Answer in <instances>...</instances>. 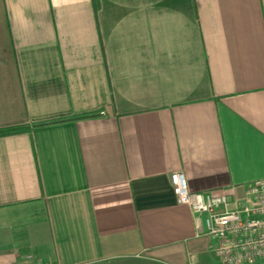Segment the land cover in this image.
<instances>
[{
    "label": "crops",
    "instance_id": "crops-1",
    "mask_svg": "<svg viewBox=\"0 0 264 264\" xmlns=\"http://www.w3.org/2000/svg\"><path fill=\"white\" fill-rule=\"evenodd\" d=\"M0 132V264H200L169 174L264 178V0H0Z\"/></svg>",
    "mask_w": 264,
    "mask_h": 264
},
{
    "label": "built area",
    "instance_id": "built-area-1",
    "mask_svg": "<svg viewBox=\"0 0 264 264\" xmlns=\"http://www.w3.org/2000/svg\"><path fill=\"white\" fill-rule=\"evenodd\" d=\"M169 183L176 203L192 215L195 234L211 241L220 264L264 262V178L243 184L241 197L190 191L181 171L171 172ZM18 264H33V258L28 255Z\"/></svg>",
    "mask_w": 264,
    "mask_h": 264
},
{
    "label": "rangeland",
    "instance_id": "rangeland-1",
    "mask_svg": "<svg viewBox=\"0 0 264 264\" xmlns=\"http://www.w3.org/2000/svg\"><path fill=\"white\" fill-rule=\"evenodd\" d=\"M212 252V251H211ZM204 258L202 262H200V264H220L216 258L213 256L212 253H208ZM259 264V263H258ZM260 264H264V263H260Z\"/></svg>",
    "mask_w": 264,
    "mask_h": 264
},
{
    "label": "trees",
    "instance_id": "trees-1",
    "mask_svg": "<svg viewBox=\"0 0 264 264\" xmlns=\"http://www.w3.org/2000/svg\"><path fill=\"white\" fill-rule=\"evenodd\" d=\"M13 131H15V130H13ZM1 133V132H0Z\"/></svg>",
    "mask_w": 264,
    "mask_h": 264
}]
</instances>
